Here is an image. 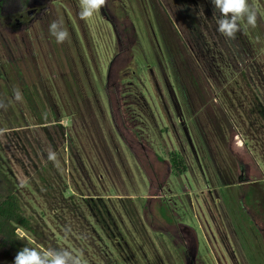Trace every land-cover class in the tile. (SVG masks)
Instances as JSON below:
<instances>
[{
    "label": "rangeland",
    "instance_id": "obj_1",
    "mask_svg": "<svg viewBox=\"0 0 264 264\" xmlns=\"http://www.w3.org/2000/svg\"><path fill=\"white\" fill-rule=\"evenodd\" d=\"M10 1L0 194L28 223L13 224L19 250L264 264V0H249L256 26L241 20L232 39L211 0H107L88 20L79 0ZM15 10L17 24L3 15ZM16 253L0 245V264Z\"/></svg>",
    "mask_w": 264,
    "mask_h": 264
},
{
    "label": "clouds",
    "instance_id": "obj_2",
    "mask_svg": "<svg viewBox=\"0 0 264 264\" xmlns=\"http://www.w3.org/2000/svg\"><path fill=\"white\" fill-rule=\"evenodd\" d=\"M107 3V0H79V17L88 20ZM214 12L218 13L216 21L217 31L232 39L240 30V21L248 26L255 27L257 12L250 6L249 0H211ZM49 33L55 37L57 43H63L69 38L68 31L62 24L53 21L49 25ZM17 97L19 98L18 90ZM49 159L54 160L55 154L49 153ZM13 264H83L81 257L64 248L49 247L37 249L24 246L17 251Z\"/></svg>",
    "mask_w": 264,
    "mask_h": 264
},
{
    "label": "trees",
    "instance_id": "obj_3",
    "mask_svg": "<svg viewBox=\"0 0 264 264\" xmlns=\"http://www.w3.org/2000/svg\"><path fill=\"white\" fill-rule=\"evenodd\" d=\"M18 1L20 2V5H24L27 2V0ZM12 4L13 3L10 0H0V9L4 5L11 7ZM3 15L7 16L9 19H11L12 17L11 20H14V23L16 24L18 23V21H20L17 10L5 13ZM171 159L176 167H183L182 159L175 156L174 153H171ZM13 224H19L23 228L28 227V223L25 217H23L18 211V205L14 196L12 194H6L4 196L0 194V245L5 246V251H19L15 240L16 234L14 232Z\"/></svg>",
    "mask_w": 264,
    "mask_h": 264
}]
</instances>
